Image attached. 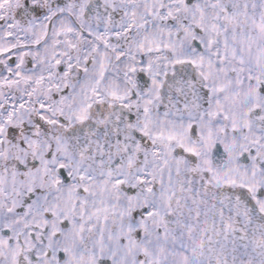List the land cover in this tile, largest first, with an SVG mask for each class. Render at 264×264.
<instances>
[{"label": "snow or ice", "instance_id": "6c2138e0", "mask_svg": "<svg viewBox=\"0 0 264 264\" xmlns=\"http://www.w3.org/2000/svg\"><path fill=\"white\" fill-rule=\"evenodd\" d=\"M0 264H264V0H0Z\"/></svg>", "mask_w": 264, "mask_h": 264}]
</instances>
